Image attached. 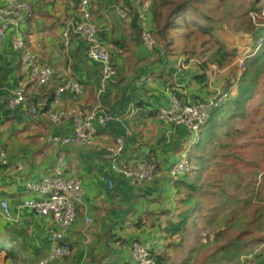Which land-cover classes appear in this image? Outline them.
<instances>
[{
  "label": "crops",
  "instance_id": "crops-1",
  "mask_svg": "<svg viewBox=\"0 0 264 264\" xmlns=\"http://www.w3.org/2000/svg\"><path fill=\"white\" fill-rule=\"evenodd\" d=\"M27 1L33 5L35 13L27 24L20 27V31L40 64L55 67L58 73L43 85H36L30 79L26 96L30 105L39 107L40 117L29 125L27 119L31 116L26 115L22 108L13 110L7 105L13 95L12 90L26 79L20 51L13 44L15 30H8V38L0 52V146L6 150L10 169H5L7 164L0 168V200L7 199L11 210L16 213L19 202L37 196L26 190L25 182L41 180L64 162L68 166V174L75 172L82 179L85 196L80 207L83 213L77 215L65 236L72 245V256L52 264H136L131 253L134 241H150L157 253L164 252L168 242L164 239L166 233L163 228L168 217L152 221L155 217L148 214L167 209L174 212L176 191L170 176L166 174L152 182L132 184L114 166L126 161L135 162V156L139 154H151L167 170L178 160L181 148L186 143L191 144L193 137L185 128L165 122L157 112L160 107L169 105L174 87L188 97L186 102H194L191 98L196 94L208 96L193 78L198 71L197 65L189 68L190 63L196 61L184 63L180 54L160 53L150 57L144 44L139 50L131 51L130 18L122 8L123 1L96 0L88 6L89 10L99 26L100 38L108 45L114 62L121 68L116 83H108L106 90L99 94L101 66L89 57L85 41L74 35L68 49L62 43L66 26L81 20V0ZM114 38L124 40L128 47L120 49L114 46L111 42ZM68 74L83 83V91L75 95L65 90L59 104H54L55 90L67 80ZM214 87L217 88L210 82L209 90ZM53 90L55 94L50 109L43 114L41 111ZM98 104H102L111 118L105 124L95 122L99 132L96 146L86 149L78 145L58 148L50 145L48 138L51 135L60 132V135H69L73 126L69 118L56 123L59 126L53 128L49 125L52 122L49 111L76 107L84 112ZM25 128L30 129V139L23 137L27 131ZM39 131L42 134L34 139L32 135ZM118 138L123 139L124 149L121 159L113 160L107 150ZM18 162L23 164L22 168L15 166ZM109 179L114 182L112 187ZM21 216L18 222H14V228L27 232L26 240L30 243L27 254L38 257V264L51 250L49 232L53 226L52 218L37 215L31 210L24 211ZM87 217H92V222L89 223ZM10 223L0 214V226ZM170 255L172 260V249ZM1 259L2 255L0 264Z\"/></svg>",
  "mask_w": 264,
  "mask_h": 264
},
{
  "label": "trees",
  "instance_id": "trees-1",
  "mask_svg": "<svg viewBox=\"0 0 264 264\" xmlns=\"http://www.w3.org/2000/svg\"><path fill=\"white\" fill-rule=\"evenodd\" d=\"M122 1V8L130 18L132 31L130 50L134 52L142 48L144 44L141 38L142 19L134 0L132 2L130 0ZM262 9L261 0H151L147 11V25L154 33L156 43L153 48L144 44L149 51L147 55L159 56L165 50L168 55L180 54L184 58V63L189 64L195 60L198 71L193 78L201 86V89L208 93V96L202 97L196 94L191 99L194 102H213L210 117L202 125L198 133L199 137L190 140L191 144L186 143L181 148L180 153L189 147V159L198 168L183 174L173 182L176 191L174 212L167 209L157 214L153 212L148 214L149 217H155L152 221L160 220L162 216L168 217L163 228L166 233L164 239L167 240L168 244L162 253H157L154 249L158 264L170 263V250L182 245L180 243L183 242V238L190 228L196 229L204 221H206V225L207 223L211 225L210 229L215 227L216 221L213 220L212 211L216 212L217 215L223 205L230 204L234 200V196L222 185L226 173L231 171L238 175L241 168L237 164L240 162L255 163L254 160H247L242 155L240 152L242 144H237L233 139L245 135L248 132V123L255 122L257 114H262V106L258 105L252 111L250 108L251 100L262 84L261 79H264V16H262ZM91 15L92 21L99 29L92 12ZM255 15H257V22L253 21ZM114 29L116 28L114 27ZM240 29H244L248 35L252 36L254 49L250 55L241 57H239L238 52L230 48L229 43L224 38V30L236 32ZM98 37L100 38L99 30ZM100 40L112 55L108 45L101 38ZM111 42L120 49L128 47L126 42L119 38H114ZM86 51L88 53V45ZM242 57L246 58L244 66L239 63V59ZM112 63L118 70L119 76L121 68L114 62L113 57ZM214 70L220 72L217 74L216 80L212 77ZM77 80L84 87L83 83L79 79ZM210 82L214 83L217 88L214 87V89L209 90ZM171 90L180 99L182 98L185 102L188 101V97L175 87ZM54 94V90L49 94L46 106L41 111L43 114L50 109ZM39 117L38 114L31 116L27 119L28 124L35 123ZM49 125L54 128L56 123L52 121ZM57 125L59 126V124ZM227 126H230V129H225ZM177 127L183 126L177 125ZM183 128L192 135L191 137H195L196 133H192L186 127ZM25 130L30 129L25 128ZM41 134L39 131L32 136L36 139ZM28 138L30 139V136ZM117 140L113 146L118 145ZM82 148L87 149L83 146ZM107 151L111 154L109 149ZM121 154L117 157L118 159H121ZM135 158V162L153 161L160 166L151 154L143 156L139 154ZM9 165L8 163L6 167L0 162V168L6 167L5 169L9 170ZM220 199L226 202L218 204L217 201ZM83 204L84 197L82 202L77 203V215L80 212L83 213V210L80 211ZM14 224L12 222L0 226L2 264H37L38 257L27 254L30 249L28 245L30 243L26 240V238L28 239L27 234L18 232L14 228ZM61 242H67V240L64 238ZM204 245V241H200L198 249ZM245 248V242L241 244L235 239L230 240L217 248L213 252L214 254L209 255L206 260L208 264H216L219 260L222 263L227 261L237 264L238 257L240 258L241 253L246 252ZM194 250L192 249L191 253ZM254 258L257 259V264H264L262 253L255 255ZM188 260H192L191 255L189 257L187 255L182 264H190Z\"/></svg>",
  "mask_w": 264,
  "mask_h": 264
},
{
  "label": "built area",
  "instance_id": "built-area-1",
  "mask_svg": "<svg viewBox=\"0 0 264 264\" xmlns=\"http://www.w3.org/2000/svg\"><path fill=\"white\" fill-rule=\"evenodd\" d=\"M94 0H81V20L75 25H68L62 34L63 44L68 49L71 35L79 36L88 45V55L90 58L101 64V79L98 93L106 90L108 83H116L118 70L112 63V55L108 48L98 37V28L92 21V15L89 5ZM138 6L140 17L142 19L141 38L144 44L153 48L156 43L154 33L147 25V11L151 0H134ZM33 5L27 0H2L0 4V50L4 47L8 38V30L14 29L13 44L20 51L22 70L26 79L12 90V96L7 102L11 109L22 108L28 116H35L39 113V107L29 105L26 96L27 85L31 81L36 85L47 83L57 70L52 66L40 64L37 56L28 48L25 38L20 31V27L27 24L34 16ZM264 14V11H262ZM126 15V13H123ZM257 15L254 16V20ZM166 51L163 50L162 54ZM246 58L239 59L241 66H244ZM69 90L75 94H81L82 85L70 74L67 80L56 89L54 104H59L61 93ZM213 102H184L177 95L170 97L167 107L158 109V116L165 122L186 127L192 133L201 130L202 125L210 117L211 106ZM48 116L55 123H61L65 119H72V132L69 135L54 134L48 138V142L54 148L63 145H78L83 147H92L98 144V129L95 122L105 124L111 116L104 109L102 104H98L91 109L81 112L74 107L69 110L60 109L49 111ZM117 146L108 147L113 160H116L124 149V141L118 138ZM189 147L179 154L178 160L171 165L169 169L160 167L153 161L126 162L115 165V169L125 175L132 184L152 182L164 177L170 176L171 183L186 173H190L195 167L189 159ZM0 160L3 164H8L6 150L0 146ZM18 168L23 164L16 163ZM68 166L61 162L51 174L46 175L41 180L26 181L25 188L29 192L36 193V197L23 199L17 205V212L11 210L7 199L0 200V214L10 222H18L21 214L26 210H31L40 216H49L52 218L53 226L50 228L49 241L51 250L44 256L39 264H52L53 262H63L72 254V245L69 242H61L67 235L69 228L75 222L77 217V203L83 201L84 186L82 179L75 173L68 174ZM109 185L112 187L114 182L109 179ZM91 217L87 221L92 222ZM132 258L136 264H158L152 242L134 241L131 245Z\"/></svg>",
  "mask_w": 264,
  "mask_h": 264
},
{
  "label": "rangeland",
  "instance_id": "rangeland-1",
  "mask_svg": "<svg viewBox=\"0 0 264 264\" xmlns=\"http://www.w3.org/2000/svg\"><path fill=\"white\" fill-rule=\"evenodd\" d=\"M264 11V0H261ZM262 16L264 14L262 13ZM257 22L256 20H253ZM245 29V27H243ZM244 29L236 32L224 30V38L229 43L231 49L238 52L239 57L250 55L253 49L252 36L248 35ZM195 62L190 63L189 68L195 66ZM196 68V67H195ZM191 70V69H190ZM217 71V70H216ZM220 74V72H216ZM214 72L212 77L215 78ZM250 103L251 111L262 106V114H257L255 122L248 123V132L243 136L234 137L237 144H242L240 152L247 160H254L255 163L246 162L237 164L241 168L239 174L234 172L226 173L223 186L234 196L230 204H225L220 211L213 212L212 216L215 227L210 229V224L201 222L196 228H190L183 238L182 244L178 248H172L174 254L171 260L174 264H182L191 255L190 264H208L207 257L215 252L217 248L223 246L230 240H237L238 243L245 242L246 252L238 257L237 264H257L255 255L262 253L264 256V79ZM251 116V114H250ZM246 121V120H245ZM248 121V119H247ZM230 129V126L225 127ZM200 131V130H199ZM198 131L195 138H198ZM30 130L23 134L29 137ZM258 164V165H256ZM256 165V166H255ZM198 167H195V170ZM239 185V187H238ZM224 197V196H222ZM225 198V197H224ZM223 198V199H224ZM221 199L217 203L221 204ZM27 234L25 230L18 231ZM258 238V239H257ZM179 241V240H178ZM204 241V246L198 249V243ZM164 246V244H163ZM195 249L191 253V250ZM170 261V263H171ZM169 263V264H170ZM232 264L227 261H217L216 264Z\"/></svg>",
  "mask_w": 264,
  "mask_h": 264
},
{
  "label": "clouds",
  "instance_id": "clouds-1",
  "mask_svg": "<svg viewBox=\"0 0 264 264\" xmlns=\"http://www.w3.org/2000/svg\"><path fill=\"white\" fill-rule=\"evenodd\" d=\"M63 41V40H62ZM64 45V44H63ZM65 47V46H64ZM29 48V47H28ZM29 103V102H28ZM29 105H30V103H29ZM31 106V105H30ZM2 163V162H1ZM192 163V162H191ZM3 164V163H2ZM193 164V163H192ZM194 165V164H193ZM194 167H196L195 165H194ZM195 169V168H194ZM193 169V170H194ZM73 252V251H72ZM67 260V259H66ZM39 264V263H38Z\"/></svg>",
  "mask_w": 264,
  "mask_h": 264
}]
</instances>
